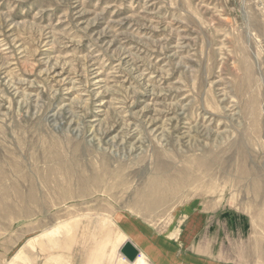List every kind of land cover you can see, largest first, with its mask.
I'll use <instances>...</instances> for the list:
<instances>
[{
	"label": "rangeland",
	"instance_id": "1",
	"mask_svg": "<svg viewBox=\"0 0 264 264\" xmlns=\"http://www.w3.org/2000/svg\"><path fill=\"white\" fill-rule=\"evenodd\" d=\"M0 264H264V0H0Z\"/></svg>",
	"mask_w": 264,
	"mask_h": 264
},
{
	"label": "water",
	"instance_id": "2",
	"mask_svg": "<svg viewBox=\"0 0 264 264\" xmlns=\"http://www.w3.org/2000/svg\"><path fill=\"white\" fill-rule=\"evenodd\" d=\"M121 253L130 262H134L139 255L138 249L130 241H127L123 245V247L121 248Z\"/></svg>",
	"mask_w": 264,
	"mask_h": 264
},
{
	"label": "bare ground",
	"instance_id": "3",
	"mask_svg": "<svg viewBox=\"0 0 264 264\" xmlns=\"http://www.w3.org/2000/svg\"><path fill=\"white\" fill-rule=\"evenodd\" d=\"M205 151H206V150H205ZM181 156H184V155H181ZM172 157H173V156H172ZM176 157H177V156H176ZM179 158H180V157H179ZM170 162L172 163V161H170ZM175 162H176V161H175ZM170 165H172V164H170ZM177 165H178V164H177ZM177 165H176V167H177ZM195 166H196V165H195ZM170 167H171V166H170ZM196 167H197V166H196ZM91 168H92V167H91ZM178 168H179V167H178ZM191 168H192V167H191ZM176 169H177V168H176ZM188 169H190V168H188ZM192 169H193V168H192ZM203 169H204V168H203ZM177 170H179V169H177ZM190 171H191V170H190ZM192 171H193V170H192ZM192 171H191V172H192ZM194 171H195V170H194ZM106 172H107V171H106ZM174 172H175V171H174ZM195 172H196V171H195ZM192 173H193V172H192ZM51 174H52V173H51ZM105 174H106V173H105ZM170 174H171V173H170ZM204 174H205V173H204ZM106 175H108V174H106ZM110 175H111V173H110ZM173 176H174V175H173ZM86 177H88V176H86ZM91 178H92V177H91ZM182 178H183V177H182ZM182 178H181V179H182ZM192 178H193V177H192ZM174 179H175V178H174ZM190 179H191V178H190ZM177 181H179V180H177ZM75 182H76V181H75ZM108 186H109V185H108ZM108 186H107V187H108ZM169 186H170V184H169ZM107 187H106V188H107ZM108 188H109V187H108ZM177 189H178V188H177ZM187 190H188V189H187ZM41 191H42V190H41ZM194 191H195V190H194ZM192 192H193V191H192ZM44 193H46V192L44 191ZM41 195H42V194H41ZM43 195H44V194H43ZM167 195H168V194H167ZM44 196H45V195H44ZM54 196H55V195H54ZM200 196H202V195L200 194ZM44 198H46V197H44ZM75 200H76V199H75ZM133 245H134V244H133ZM134 246H135V245H134ZM122 247H123V246H122ZM122 247H121V248H122ZM135 247H136V246H135ZM136 248H137V247H136ZM138 251H139V250H138ZM138 256H139V255H138ZM137 258H138V257H137ZM137 258H136V259H137ZM136 259H135V260H136Z\"/></svg>",
	"mask_w": 264,
	"mask_h": 264
},
{
	"label": "crops",
	"instance_id": "4",
	"mask_svg": "<svg viewBox=\"0 0 264 264\" xmlns=\"http://www.w3.org/2000/svg\"><path fill=\"white\" fill-rule=\"evenodd\" d=\"M137 249H138V248H137ZM138 250H139V249H138ZM139 255H140V251H139ZM138 257H139V256H138ZM137 259H138V258H137ZM137 259H136V260H137ZM136 260H135V261H136Z\"/></svg>",
	"mask_w": 264,
	"mask_h": 264
}]
</instances>
